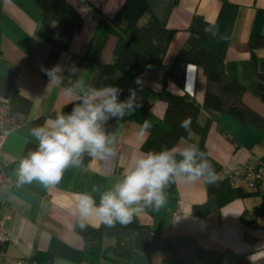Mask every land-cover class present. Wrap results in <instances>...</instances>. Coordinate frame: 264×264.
<instances>
[{"label": "crops", "instance_id": "1", "mask_svg": "<svg viewBox=\"0 0 264 264\" xmlns=\"http://www.w3.org/2000/svg\"><path fill=\"white\" fill-rule=\"evenodd\" d=\"M80 15L83 26L74 35L68 51L50 46L45 36L52 27L32 0H0V101L14 106L15 94L27 102V124L8 134L0 146V168L9 181L0 184V228L6 236L1 264H251L248 257L264 246V195L240 196L219 204L207 183H169L167 203L156 211L146 208L132 223L115 227L91 224L81 230L72 215L77 196L91 192L93 185L109 190L143 153L147 133L141 134L145 119L168 131L163 123L166 104L158 98L165 89L172 95H187L202 106L206 79L202 70L177 63L191 35L206 39L220 57L222 69L244 88L243 103L264 118L257 75L264 73V47L253 53L249 47L253 23L262 14L264 0H68ZM154 17L172 31L162 68H152L135 78L111 73L113 85L129 96L135 89L139 107L122 120L105 125L114 137L115 156L93 158L81 167H69L59 184L44 186L38 181L18 185L19 160L36 149L31 129L43 125L75 102L62 92L69 79L97 87L105 66L114 61V35L97 27L100 18L117 26L145 27ZM215 26L216 34L205 32ZM61 65L64 85H49L41 67ZM77 68L75 75L70 69ZM119 73L118 76L116 74ZM115 76V79L113 77ZM137 78L140 83L137 84ZM21 104V103H20ZM22 113V112H21ZM201 133L181 139V149L197 144L213 169H232L254 158L264 157V132L250 123H239L224 113L202 110L198 116ZM97 203L99 194H94ZM92 224L97 222L93 220ZM98 234L101 250L120 248L125 257L107 251L96 259L85 257V238ZM264 264V260L258 262Z\"/></svg>", "mask_w": 264, "mask_h": 264}, {"label": "clouds", "instance_id": "2", "mask_svg": "<svg viewBox=\"0 0 264 264\" xmlns=\"http://www.w3.org/2000/svg\"><path fill=\"white\" fill-rule=\"evenodd\" d=\"M205 32L215 35V26L205 28ZM41 71L48 76L49 85H64L61 65L42 66ZM78 71L72 67L69 76ZM139 83L140 78H137ZM62 92L75 97L73 107L70 112H58L43 125L31 129L37 147L19 160L16 172L18 185L38 181L46 187L53 186L59 184L67 168L81 167L85 154L100 159L115 156L114 137L109 136L105 125L111 119L122 120L139 107L135 89L130 88L129 96L121 100L122 89L112 84L96 87L85 85L79 79H69ZM191 124V117H186L180 122V127L191 135ZM150 128L151 124L145 119L141 134ZM218 179V174L197 144L181 149L163 146L159 151L150 150L134 156L130 166L109 190L101 191L99 186L93 185L91 192L80 193L72 215L78 216L81 230L90 224L93 227L99 224L115 227L117 223L127 226L144 209L158 211L165 206L169 183L179 180L194 184L203 180L215 185ZM94 194H99L98 203ZM93 220L97 223L92 224ZM248 259L251 264L264 260V246L258 247Z\"/></svg>", "mask_w": 264, "mask_h": 264}, {"label": "trees", "instance_id": "3", "mask_svg": "<svg viewBox=\"0 0 264 264\" xmlns=\"http://www.w3.org/2000/svg\"><path fill=\"white\" fill-rule=\"evenodd\" d=\"M32 1L41 9L44 17L52 23V27L45 36V41L56 49L68 51L72 38L80 32L83 26L80 15L68 3V0ZM261 21L262 14L258 12L249 39L252 53L264 47ZM97 27L114 35L117 39L113 52L114 61L111 65L104 67L97 87L113 85L110 76L114 70L126 78H135L152 68H162L172 31L154 17L149 19L145 27L117 26L100 18ZM154 40L157 43L154 44ZM175 61L181 64H191L202 70L207 84L203 105H198L187 95L176 96L163 89L158 98L166 104L163 123L169 130L164 131L159 126L151 124V128L146 132L147 139L142 146L143 152L159 151L163 146L172 148L181 139L198 136L201 133L198 116L202 110L224 113L239 123H250L264 132V118L244 105V88L225 74L220 57L212 50L204 37L191 35L186 47L179 52ZM257 84L259 99L264 104V73L257 75ZM120 99H126L122 92ZM13 102L14 110L25 113L21 105L26 104L27 107L26 101L15 94ZM72 107L73 104L67 109L71 111ZM186 117L192 119L191 135L180 127V122ZM90 159L91 157L85 154L82 165H86ZM214 170L217 173L220 169ZM207 190L210 195L217 196L220 205L239 197L241 192L219 180L215 185L207 184ZM166 192L167 196L175 192L174 187ZM107 251L118 257L127 255L120 248H108L102 251L98 234H90L85 238V257L88 260L92 261L90 258L96 259L101 254L105 257Z\"/></svg>", "mask_w": 264, "mask_h": 264}, {"label": "built area", "instance_id": "4", "mask_svg": "<svg viewBox=\"0 0 264 264\" xmlns=\"http://www.w3.org/2000/svg\"><path fill=\"white\" fill-rule=\"evenodd\" d=\"M27 117L13 109L9 101H0V146L4 138L11 132L27 124ZM219 181L229 184L230 187L250 195H264V157L254 158L246 164L232 169H220ZM9 181L8 173L0 168V184ZM6 236L0 228V264L3 260L1 251ZM15 264H29L18 261Z\"/></svg>", "mask_w": 264, "mask_h": 264}]
</instances>
